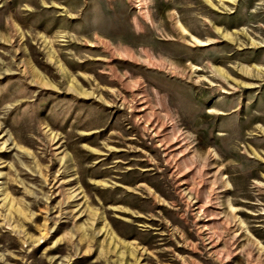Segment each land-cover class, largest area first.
Masks as SVG:
<instances>
[{"label":"rangeland","instance_id":"1","mask_svg":"<svg viewBox=\"0 0 264 264\" xmlns=\"http://www.w3.org/2000/svg\"><path fill=\"white\" fill-rule=\"evenodd\" d=\"M0 264H264V0H0Z\"/></svg>","mask_w":264,"mask_h":264}]
</instances>
